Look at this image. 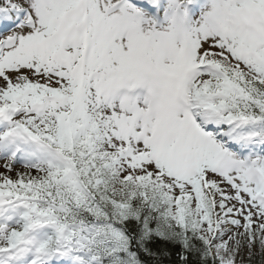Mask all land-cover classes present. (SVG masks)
<instances>
[{"label":"snow or ice","instance_id":"snow-or-ice-1","mask_svg":"<svg viewBox=\"0 0 264 264\" xmlns=\"http://www.w3.org/2000/svg\"><path fill=\"white\" fill-rule=\"evenodd\" d=\"M0 264H264V0H0Z\"/></svg>","mask_w":264,"mask_h":264}]
</instances>
